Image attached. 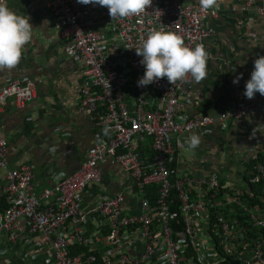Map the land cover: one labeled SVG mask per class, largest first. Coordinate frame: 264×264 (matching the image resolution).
<instances>
[{"label": "built area", "instance_id": "2783aa9c", "mask_svg": "<svg viewBox=\"0 0 264 264\" xmlns=\"http://www.w3.org/2000/svg\"><path fill=\"white\" fill-rule=\"evenodd\" d=\"M244 2L249 9L254 0ZM46 3L65 54L80 69V105L95 129L93 145L75 170L53 174L52 185L36 194L32 164L9 166L0 137V235L10 243L21 236L44 254L43 264H264L260 153L252 146L239 188L177 156L193 133L244 121L260 106L258 95L227 111L193 115L200 100L190 76L137 85L145 69L135 49L149 29L177 32L186 46L202 43L208 52L213 29L206 20L217 9L152 0L141 16L112 20L98 4ZM254 9L264 14V0ZM35 97L28 75L0 85V109L9 98L19 109ZM105 165L118 166L119 174L109 177Z\"/></svg>", "mask_w": 264, "mask_h": 264}, {"label": "crops", "instance_id": "0c3cea01", "mask_svg": "<svg viewBox=\"0 0 264 264\" xmlns=\"http://www.w3.org/2000/svg\"><path fill=\"white\" fill-rule=\"evenodd\" d=\"M244 1L217 0V16L206 20L213 29L206 39L210 58L206 78L199 83L193 80L195 98L200 100L193 115L223 112L250 101L243 93L254 60L264 55V14L254 9L260 0H254L249 9L243 8ZM6 3L18 14L29 16L33 30L18 67L0 72V85L25 74L35 82L36 97L19 109L12 98L6 101L0 109V137L8 142L9 166L32 164L34 192L38 194L52 185L53 174H69L79 166L93 144V129L80 105L79 66L65 54L46 0ZM256 95L260 106L244 121L231 122L225 129L213 124L210 132L200 135L202 142L194 151L184 145L177 156L191 158L202 173L216 171L224 187H242L244 164L252 146L264 157V96ZM104 170L109 177L120 172L118 166L111 165H105ZM6 237L0 235V264H43L44 254L21 236L15 243Z\"/></svg>", "mask_w": 264, "mask_h": 264}, {"label": "clouds", "instance_id": "9594fccd", "mask_svg": "<svg viewBox=\"0 0 264 264\" xmlns=\"http://www.w3.org/2000/svg\"><path fill=\"white\" fill-rule=\"evenodd\" d=\"M77 2L106 7L112 20L141 16L152 6V0H77ZM199 2L205 11L217 6V0ZM32 30L29 16L18 14L7 6L6 0H0V72L5 70L11 72L18 67L25 46L31 41ZM135 50L136 55L142 57L140 63L145 69L143 76L137 81L138 87L150 85L162 78H166L173 85L189 76L199 83L207 76V63L210 57L205 46L202 43L196 44L195 47L186 46L183 37L177 32L151 28L146 38L142 39L140 47ZM241 77L242 74L237 76L233 83H238ZM256 93L264 96V55L254 60V68L250 79L245 83L243 95L247 99H253ZM92 129L94 133L95 129ZM108 131L105 128V134ZM201 142V137L193 133L181 146L186 144L189 150L194 151Z\"/></svg>", "mask_w": 264, "mask_h": 264}, {"label": "trees", "instance_id": "16d2710c", "mask_svg": "<svg viewBox=\"0 0 264 264\" xmlns=\"http://www.w3.org/2000/svg\"><path fill=\"white\" fill-rule=\"evenodd\" d=\"M263 156H260V158H262ZM263 159V163H264V157L262 158ZM0 207H3V199L0 198Z\"/></svg>", "mask_w": 264, "mask_h": 264}]
</instances>
